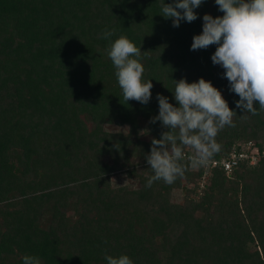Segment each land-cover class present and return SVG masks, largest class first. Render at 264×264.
Returning <instances> with one entry per match:
<instances>
[{
  "label": "trees",
  "instance_id": "1",
  "mask_svg": "<svg viewBox=\"0 0 264 264\" xmlns=\"http://www.w3.org/2000/svg\"><path fill=\"white\" fill-rule=\"evenodd\" d=\"M172 2L0 0V264H23L25 255L41 264H107L105 255L134 264H264V112L241 119L239 96L212 63L216 46L190 50L203 16L223 15L215 0L178 28L161 16ZM106 28L115 29L112 41L124 35L148 52L147 105L123 102L109 41L100 38ZM185 78L212 82L236 113L210 160L248 144L262 156L229 175L220 166L188 168L172 185L147 188L154 173L145 156L166 131L150 123L157 94L178 106L173 80ZM117 174L129 183L115 185ZM176 190L182 202L173 201Z\"/></svg>",
  "mask_w": 264,
  "mask_h": 264
},
{
  "label": "clouds",
  "instance_id": "2",
  "mask_svg": "<svg viewBox=\"0 0 264 264\" xmlns=\"http://www.w3.org/2000/svg\"><path fill=\"white\" fill-rule=\"evenodd\" d=\"M205 2L173 0L161 6V16L171 19L173 27L178 28L182 21L197 20L195 10ZM215 5L223 15L203 16L202 34L193 37L190 50H206L215 45L212 63L224 70L222 78L229 82L230 92L239 96L236 107L244 113L241 119H246L247 114L259 115L264 112V0H215ZM114 35L115 29L106 28L100 38L109 41L107 55L115 69L123 102L147 105L154 85L152 80H143L145 68L141 56L148 52H142L124 35L112 41ZM173 81L172 93L178 106L157 94L159 115L150 120L153 124L160 121L166 131L160 139L151 140V152L145 156L154 173L147 179V188L157 181L172 185L184 177L188 168L207 166L220 151L218 133L225 127H235L236 113L212 82L203 78L192 83L186 78ZM186 149L190 150L187 155ZM105 259L107 264H134L127 255L115 258L105 255ZM23 264H41V260L38 256L25 255Z\"/></svg>",
  "mask_w": 264,
  "mask_h": 264
},
{
  "label": "built area",
  "instance_id": "3",
  "mask_svg": "<svg viewBox=\"0 0 264 264\" xmlns=\"http://www.w3.org/2000/svg\"><path fill=\"white\" fill-rule=\"evenodd\" d=\"M261 154L253 144L244 145L241 151L235 149L228 158L222 159V161H209L206 167H222L224 168L227 175L231 174L233 168L239 164L240 161L250 159V164L255 165L261 158ZM207 174L204 175L203 183H205V178Z\"/></svg>",
  "mask_w": 264,
  "mask_h": 264
},
{
  "label": "rangeland",
  "instance_id": "4",
  "mask_svg": "<svg viewBox=\"0 0 264 264\" xmlns=\"http://www.w3.org/2000/svg\"><path fill=\"white\" fill-rule=\"evenodd\" d=\"M107 129L110 131H119V130H127V128H118L116 126H107ZM208 178V175H207ZM113 183L115 185H121V184H128L129 180L126 178L125 175L117 174L113 176ZM204 184V183H201ZM173 201L174 202H182L183 201V192L181 190H176L173 193Z\"/></svg>",
  "mask_w": 264,
  "mask_h": 264
}]
</instances>
